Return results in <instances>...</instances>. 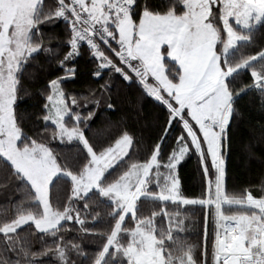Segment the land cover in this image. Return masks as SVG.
<instances>
[{"label": "snow or ice", "instance_id": "obj_1", "mask_svg": "<svg viewBox=\"0 0 264 264\" xmlns=\"http://www.w3.org/2000/svg\"><path fill=\"white\" fill-rule=\"evenodd\" d=\"M11 2L22 6L0 12V186L26 188L28 207L0 221V264H264V191L224 193L233 129L252 94L248 106L258 105L261 119L244 147L252 158L257 145L264 148V0ZM61 20L66 37L42 27ZM257 35L255 54L237 57V45L255 46ZM82 43L94 58L91 83L86 92L66 91L65 83L77 78L72 62ZM42 54L62 74L50 72L32 87L28 65ZM243 72L246 80L239 79ZM127 89L142 90L163 109L143 162L130 155L133 134L110 135L123 117L106 114L121 111L119 93ZM25 99L35 102L31 113L18 107ZM53 141L70 146L62 160ZM190 153L205 182L199 197L180 187L177 168ZM63 177L70 188L62 202L54 193ZM92 197L107 208L105 216L88 212ZM169 204L205 209L202 244L179 237L184 221ZM158 217L168 218L166 228L157 226ZM97 220L106 230H96ZM73 230L100 243L87 251Z\"/></svg>", "mask_w": 264, "mask_h": 264}, {"label": "trees", "instance_id": "obj_2", "mask_svg": "<svg viewBox=\"0 0 264 264\" xmlns=\"http://www.w3.org/2000/svg\"><path fill=\"white\" fill-rule=\"evenodd\" d=\"M47 2V0H46ZM47 31L56 30L58 34L67 36L69 29L67 24L61 20L55 25L42 26ZM261 37L257 35V42L255 46H244L241 47L239 44L237 47L240 49L235 55L238 57L242 54H255L257 51L256 47H259L261 43ZM56 43V42H54ZM64 51V46H60V52ZM81 55L76 58L72 63L75 64L77 70V78L75 80H69L65 83L64 87L66 91L82 93L87 91L88 85L91 83V77L89 75L90 69L93 68L94 58L90 55V49L84 46L80 49ZM61 73L56 66L54 58L51 55H41L32 64L28 65V73L26 74V83L32 87H38L44 84L50 72ZM119 78V77H118ZM240 80L247 79V72L241 73ZM142 90L127 89L121 90L119 93V101L121 104V111L113 114L108 112L106 116L112 121H118L123 117L122 123H117L115 127L111 129L110 135H117L122 130L128 131L134 136V148L130 149V155H133V160L136 162H143L148 158L149 148L152 144L153 139L159 131L160 124L163 123L162 106L158 105V102L154 98L141 96ZM252 96L245 99L244 103V115L237 126H234V139L230 144L228 156L226 159V177L224 193L229 196H240L246 194V191H251L258 195L264 191V162L261 161V156H264V148L257 145L255 150V158L249 155L248 150L244 145L248 142L250 131L257 125V121L261 119V110L258 105L248 106V99L253 98ZM139 101V107H137ZM34 101L32 100H21L18 102L19 109L26 113H31L34 110ZM106 122V121H105ZM100 126V122L96 125ZM31 134L35 131L31 125L26 128ZM85 134L92 137L85 131ZM175 135V132L173 133ZM141 141L139 145L135 144V141ZM74 143V142H69ZM51 147L55 150L59 159H63L67 152V147L60 141H53ZM82 149V146H81ZM86 155V153H83ZM127 159V157L125 158ZM119 167V165L117 166ZM178 177L180 180V187L184 194L188 197H199L205 192V182L202 176V170L199 165L198 156L194 153H190L189 156L182 161L177 168ZM68 185V186H65ZM155 187V185H153ZM70 188V179L67 177L62 178V184L58 192L54 195H59L63 202L64 197ZM91 196V193L89 194ZM52 196L50 195V199ZM97 198L92 197L88 204V212L95 213L100 212L101 216H105L107 208H102L97 204ZM108 202L105 200V204ZM83 204L81 201L78 207L82 210L83 215ZM159 206V202L157 205ZM28 207V196L26 188H18L16 191H5L3 186H0V221L9 218L16 214L18 210H23ZM226 210L235 209L237 206H229L225 204L223 206ZM168 208L171 212H179L181 218H183L185 231L179 232L180 238L190 244H202L204 241V215L205 209L199 205H179L177 207L174 204H169ZM141 210L143 207L141 205ZM92 216L89 215L87 223L92 224ZM130 222V221H126ZM73 222H69V228L72 227ZM163 225L165 228L168 225V218H157V226ZM96 230H106L107 223L102 220L96 221ZM26 227V226H25ZM79 227L78 225L76 226ZM208 242L211 245L213 238L214 224L208 223ZM72 236L80 237L78 240L87 251H94L96 246L100 243L94 236H81L78 231L73 230L69 233ZM33 241H36V234L33 233L31 237Z\"/></svg>", "mask_w": 264, "mask_h": 264}, {"label": "rangeland", "instance_id": "obj_3", "mask_svg": "<svg viewBox=\"0 0 264 264\" xmlns=\"http://www.w3.org/2000/svg\"><path fill=\"white\" fill-rule=\"evenodd\" d=\"M18 6H22L21 4L14 5L11 0H0V12L6 13V14H14L16 11V8Z\"/></svg>", "mask_w": 264, "mask_h": 264}, {"label": "built area", "instance_id": "obj_4", "mask_svg": "<svg viewBox=\"0 0 264 264\" xmlns=\"http://www.w3.org/2000/svg\"><path fill=\"white\" fill-rule=\"evenodd\" d=\"M64 22H65V21H64ZM65 23H66V22H65ZM84 46H87L86 43H82L80 49L83 48ZM90 55H91V52H90ZM91 57H92V56H91ZM92 58H93V57H92Z\"/></svg>", "mask_w": 264, "mask_h": 264}]
</instances>
